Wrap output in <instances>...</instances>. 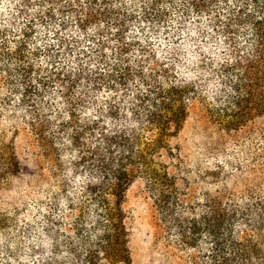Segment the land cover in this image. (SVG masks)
<instances>
[{
    "label": "trees",
    "instance_id": "obj_1",
    "mask_svg": "<svg viewBox=\"0 0 264 264\" xmlns=\"http://www.w3.org/2000/svg\"><path fill=\"white\" fill-rule=\"evenodd\" d=\"M10 109L24 127L0 140V255L17 260L0 264H133L138 177L188 258L264 264V0H0ZM194 110L210 160L181 142Z\"/></svg>",
    "mask_w": 264,
    "mask_h": 264
},
{
    "label": "rangeland",
    "instance_id": "obj_2",
    "mask_svg": "<svg viewBox=\"0 0 264 264\" xmlns=\"http://www.w3.org/2000/svg\"><path fill=\"white\" fill-rule=\"evenodd\" d=\"M47 5L45 3L43 6ZM104 5V4H102ZM105 6V5H104ZM42 8V7H39ZM67 10V9H66ZM39 14V12H37ZM32 113H26V121H29L28 116ZM1 119V118H0ZM25 126L27 127L26 123ZM24 127L23 116L16 113L13 109L5 113L3 121L0 120V140L3 139L4 130L10 136V130ZM215 129L207 120L201 110H194L187 122L184 123V129L180 133L181 142L190 160L193 162H201L210 160L216 155L212 147L216 143L217 138L214 137ZM5 136V135H4ZM208 141V144H205ZM199 151V153H198ZM208 153V156L207 154ZM199 160V161H198ZM201 160V161H200ZM200 173V172H199ZM132 181L125 190L122 199V206L125 213V224L127 227V235L129 247L131 250L133 264H201L203 251H195L194 254L188 258V254L182 248H178L168 237V230L156 217L155 208L153 207L152 199L144 188V183L141 178ZM5 181V180H4ZM6 188V181L2 182ZM17 184V183H16ZM212 185L209 179L203 183V188ZM36 185L35 181L33 186ZM31 186L30 188H32ZM71 188V186H69ZM201 183H197L195 191H199ZM29 188V191L32 189ZM65 193V190H60L49 183H43L38 186L40 196H44L53 190ZM72 192V189H71ZM70 192V193H71ZM192 195L195 194L193 191ZM19 197H22L20 195ZM3 199L0 201L2 202ZM5 200V197H4ZM1 205L0 207H4ZM13 252H7L0 255V262L5 260L16 261L12 258Z\"/></svg>",
    "mask_w": 264,
    "mask_h": 264
}]
</instances>
